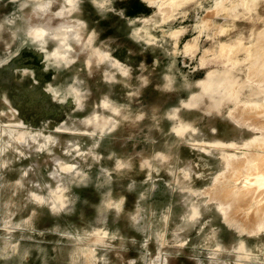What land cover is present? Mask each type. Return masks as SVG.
<instances>
[{"label": "rangeland", "instance_id": "1", "mask_svg": "<svg viewBox=\"0 0 264 264\" xmlns=\"http://www.w3.org/2000/svg\"><path fill=\"white\" fill-rule=\"evenodd\" d=\"M263 113L264 0H0V264H264Z\"/></svg>", "mask_w": 264, "mask_h": 264}, {"label": "bare ground", "instance_id": "2", "mask_svg": "<svg viewBox=\"0 0 264 264\" xmlns=\"http://www.w3.org/2000/svg\"><path fill=\"white\" fill-rule=\"evenodd\" d=\"M262 41V40H261ZM263 45V44H262ZM263 75V74H262ZM256 77V76H255ZM256 79V78H255ZM221 81H225L223 84H221L222 85V87H224L225 86V88L226 87H230L231 85V83H233L232 84V86L234 85V83H236L237 82V80H235L233 77H227V78H224V77H222V78H218L217 79V81L215 82V84H214V88H215V92H216V94H225V92L227 91V90H224V88L221 90V89H219L221 86H220V84H219V82H221ZM219 84V85H218ZM236 85V86H235ZM234 86L235 87H237L235 90H234V86H233V88H231L228 92H231V91H233V92H231V94H229L228 92H227V94H228V97H230V98H232L233 100H238V98H239V96H240V88L238 87V85L237 84H235ZM231 86V87H232ZM257 86V85H256ZM221 87V88H222ZM263 89V88H262ZM251 90V95H258V96H260L262 93H260V91H258V89H250ZM259 90H260V88H259ZM261 92H262V90H261ZM259 93H260V95H259ZM233 94V95H232ZM249 94V95H250ZM236 108V107H235ZM245 109V108H244ZM243 110V109H242ZM264 114V113H263ZM250 121V120H249ZM252 124V123H251ZM256 127V126H255ZM263 128V127H262ZM264 130V129H263ZM261 132V131H260ZM262 134V133H261ZM259 157V156H258ZM256 158H257V156H256ZM262 158V157H261ZM263 160V159H262ZM261 162V161H260ZM259 162V163H260ZM255 164V163H254ZM253 164V165H254ZM258 164V163H257ZM257 164H255V165H257ZM249 165V164H248ZM251 167V166H250ZM245 168V167H244ZM258 168V167H257ZM232 169V168H231ZM258 172V171H257ZM264 172V171H263ZM262 172V173H263ZM246 175V174H245ZM258 175V174H257ZM264 175V174H263ZM245 177V176H244ZM253 177V176H252ZM235 178V177H234ZM239 178V177H238ZM250 178V177H249ZM245 181V180H244ZM236 182V181H235ZM254 182V181H253ZM249 190V189H248ZM233 190H231V192H232ZM254 192V191H253ZM252 192V193H253ZM228 193V192H227ZM236 194V193H235ZM238 194V193H237ZM252 195V194H251ZM232 196V195H231ZM261 197V196H260ZM221 198V197H220ZM230 198V197H229ZM241 200V199H240ZM255 201H257V200H255ZM254 201V202H255ZM256 205V204H255ZM260 208V207H259ZM258 208V209H259ZM241 209V208H240ZM238 210H239V208H238ZM239 213V212H238ZM248 228V227H247ZM239 230V229H238Z\"/></svg>", "mask_w": 264, "mask_h": 264}]
</instances>
